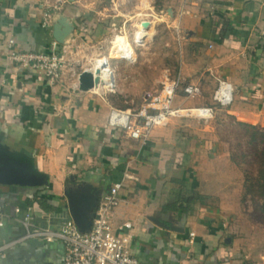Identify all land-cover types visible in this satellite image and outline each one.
<instances>
[{
	"label": "crops",
	"instance_id": "obj_1",
	"mask_svg": "<svg viewBox=\"0 0 264 264\" xmlns=\"http://www.w3.org/2000/svg\"><path fill=\"white\" fill-rule=\"evenodd\" d=\"M55 1L0 0V173L7 179L11 164L19 168L12 175L18 181H0V203L9 213L33 205L44 222L72 217L74 204L89 221L98 189L122 181L113 221L134 224L129 247L141 264H264V254L259 261L238 258V244L228 241L244 221L264 223L256 220L254 197L244 193L246 168L234 160L236 145L228 150L226 140L217 141L226 137L216 124L224 109L209 120L173 117L154 127L146 142L109 124L113 107L134 101L139 107L143 93L172 79L181 82L174 105H214L222 79L234 90L224 121L229 138L246 137L253 126L264 131V0H181L178 27L161 26L163 32L148 39L154 48L141 65L109 64L111 93L76 87L83 70H97L100 52L93 42L107 46L109 4L91 13L89 3ZM54 4L58 10L52 11ZM12 37L20 50L69 48L72 62L52 83L44 72L11 60ZM199 81L201 94L189 97L183 87ZM28 174L41 182H21ZM23 231L20 223L7 224L0 241ZM65 250L60 241L30 239L11 246L0 264H57Z\"/></svg>",
	"mask_w": 264,
	"mask_h": 264
},
{
	"label": "built area",
	"instance_id": "obj_2",
	"mask_svg": "<svg viewBox=\"0 0 264 264\" xmlns=\"http://www.w3.org/2000/svg\"><path fill=\"white\" fill-rule=\"evenodd\" d=\"M9 44L15 46L16 39L10 38ZM66 57V49L41 52L13 47L10 53L12 61L24 68L44 72L52 83L61 79L68 64ZM131 60L132 58L129 59ZM218 80V87L213 94L214 101L221 104L232 103L234 90L231 83ZM180 86V79H172L164 82L160 90L146 91L144 101L139 107H113L109 124L121 129L133 139L146 142L154 127L166 125L173 117L193 115L192 111L205 120L214 116V105L191 108L174 105ZM183 89L189 97L197 96L202 92L201 82L186 84ZM121 187L122 181H115L98 189L95 212L85 228L81 227L73 216L57 217L44 222L36 218L33 205L25 209L16 207L14 213H9L0 203V231L7 224L20 223L24 228L16 238L0 241V256L5 257L11 246L33 239L64 243L65 254L57 264H141L129 247L134 239V224L131 221H122L115 225L113 221L114 209L121 200Z\"/></svg>",
	"mask_w": 264,
	"mask_h": 264
},
{
	"label": "rangeland",
	"instance_id": "obj_3",
	"mask_svg": "<svg viewBox=\"0 0 264 264\" xmlns=\"http://www.w3.org/2000/svg\"><path fill=\"white\" fill-rule=\"evenodd\" d=\"M62 1L63 0H56L55 4L58 5V3ZM76 1L79 2L78 4H80L81 2L89 3L90 7L87 8L88 10H90L91 13L92 11L93 13L102 11L105 9L104 7L109 4V8H107L108 20L104 21L106 27L105 28L106 33L104 35V38H107L106 41L107 46L101 44L100 42H93L92 45L94 50L100 52L99 57L106 56L109 58L108 64L112 62L114 63L116 60H118L119 62H124L125 64L128 65H141L140 63L144 59L143 57H145V53L149 50H152V48H154V43L152 42V44H149L148 39L152 38L154 34L163 32L164 28L161 29V26L167 27L168 29H173V26L178 27L177 25L179 24V19H180L179 16L182 13L179 7L181 0H76ZM139 3H141V5L143 6L139 5ZM55 4L50 8L52 11L58 10V7L55 6ZM80 5L82 6V4ZM120 9L121 11H119ZM118 12L121 15L120 20H117L115 17V15L118 14ZM85 17H87L86 14ZM143 21L151 22L150 35L146 40L139 41L137 37V33L139 30L140 23ZM98 22L99 21H95V25H97ZM78 26L75 24V26H71L69 28H71V30H74L77 29L76 27ZM72 32H71V37H73L72 39H74L75 37L72 34ZM86 32H88V30ZM175 32L177 35H179L178 31ZM99 34L100 33L97 32H91V35H94V39L101 36ZM85 38H86V33H85ZM123 39L131 43L135 48L136 56L133 61L125 60L124 58H121L119 56L118 49L121 40ZM65 49H66L67 63L69 65L72 62V57H71L72 53L69 51V48H65ZM81 66L83 65H79V67ZM68 67L69 66H67V68ZM114 87H115V83L113 87L105 88V91L108 90L109 92L108 91L107 92L111 93ZM97 89L100 88H95V90ZM101 92H103V90ZM129 102H133V101L129 100L128 102L125 103L128 104ZM230 104H221L217 102L216 104H214L215 107L214 116H216L218 113V109H219L218 107L224 109L219 112L220 115L218 113V119L220 120H217L216 124H217L218 133L221 130L224 136L226 137H224V139L222 138L218 139L217 141L226 140L228 150H229V145H237L238 148L240 147L243 148V146L248 145L247 143H249V139H250V135L248 133L246 137H243V135L242 137H239V135L238 136L234 135L232 136L231 139L229 138L228 128H227L228 123H225L224 121L230 120V115L228 114V110L226 109V107ZM136 105H138V102L134 101L131 107L135 108L134 106ZM177 106H183V105H177ZM201 106H210V105H197V106L184 105V107H188V108L201 107ZM192 113H194L193 115L197 114V112L194 111H192ZM239 156L240 155H238L237 152L236 157ZM242 157L240 159L241 161H243ZM251 160H253L252 162H257L256 157L252 158V156L249 155L247 157V161H251ZM248 164H250V162H248ZM256 220L259 221L260 219L257 218ZM246 224L247 223L244 221V223L241 225L243 226V228H238L237 231H233V232L230 231V235H228L229 232L226 233L229 236L228 241L234 240L238 244V251H237L238 258L252 260V261H259L262 258V254H264V228H261L259 225L255 227H249V224L248 225Z\"/></svg>",
	"mask_w": 264,
	"mask_h": 264
},
{
	"label": "trees",
	"instance_id": "obj_4",
	"mask_svg": "<svg viewBox=\"0 0 264 264\" xmlns=\"http://www.w3.org/2000/svg\"><path fill=\"white\" fill-rule=\"evenodd\" d=\"M252 129L246 132L250 135L248 145L243 146V148H238L236 145L237 149L233 157L238 164H244L243 166L247 169L244 193L246 195L251 194L254 197L256 210L259 211L258 217L264 223V131L257 129L256 126H253ZM237 152L240 155L239 157H236ZM249 155L252 158L256 157L257 162L247 161ZM241 157L243 161L240 160ZM260 199H263L262 202H260Z\"/></svg>",
	"mask_w": 264,
	"mask_h": 264
},
{
	"label": "water",
	"instance_id": "obj_5",
	"mask_svg": "<svg viewBox=\"0 0 264 264\" xmlns=\"http://www.w3.org/2000/svg\"><path fill=\"white\" fill-rule=\"evenodd\" d=\"M69 19H67V22ZM150 21H145V24L150 26ZM69 35V34H68ZM71 36V34H70ZM64 42V41H63ZM108 65V64H107ZM104 74L106 76H109L114 81V74L112 69L109 66H106L104 68H97V70H91V69H85L81 72L80 77H79V89L81 90H89V89H94L98 82L101 81V75ZM22 171H24V165H21L20 168ZM19 168L15 164H11L9 168L7 169V173L10 177L7 179L15 182L18 181L16 177L12 176L14 175L13 173H18ZM4 175L0 173V181H7ZM21 182L23 183H29V184H38L41 182V177L36 176L35 174H28L27 177L25 176L24 178L20 179ZM87 198L90 200L92 199V196L89 194L87 195ZM72 214L73 218L81 225V227L85 228L88 225L89 221H85L82 219L78 209L74 206L72 207Z\"/></svg>",
	"mask_w": 264,
	"mask_h": 264
},
{
	"label": "bare ground",
	"instance_id": "obj_6",
	"mask_svg": "<svg viewBox=\"0 0 264 264\" xmlns=\"http://www.w3.org/2000/svg\"><path fill=\"white\" fill-rule=\"evenodd\" d=\"M139 5H141V3H139ZM141 6H143V5H141ZM149 35H150V26L146 25L144 21L141 22L140 26H139L138 33H137L138 40L144 41L149 37ZM118 52H119V56L121 58H126V59L132 58L131 61H133L135 56H136V51H135L134 46L131 43L125 41V39L121 40ZM108 60L109 59L106 56L99 57L98 61H97L96 68H100V67L104 68L106 66H109ZM113 86H114V81L111 78H109V76L102 74L101 75V81L98 82V84L96 85L95 88H111ZM195 111H198V110H195Z\"/></svg>",
	"mask_w": 264,
	"mask_h": 264
}]
</instances>
